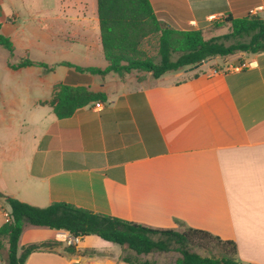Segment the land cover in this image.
Returning <instances> with one entry per match:
<instances>
[{
	"label": "crops",
	"instance_id": "crops-1",
	"mask_svg": "<svg viewBox=\"0 0 264 264\" xmlns=\"http://www.w3.org/2000/svg\"><path fill=\"white\" fill-rule=\"evenodd\" d=\"M150 3L163 25L203 36L230 28L226 17L264 20V0ZM0 33L13 44L11 53L0 45V227L10 213L4 196L38 207L66 202L156 229L204 230L234 242L242 264H264V51L210 57L158 78L83 73L62 62L107 65L96 0H0ZM23 59L33 64L11 67ZM62 82L105 99L58 118L48 102ZM62 234L25 226L18 252L52 245L23 264H132L123 256L159 264L151 252L107 250L111 243L95 235L68 252L56 247ZM7 248L0 238V264Z\"/></svg>",
	"mask_w": 264,
	"mask_h": 264
},
{
	"label": "trees",
	"instance_id": "trees-1",
	"mask_svg": "<svg viewBox=\"0 0 264 264\" xmlns=\"http://www.w3.org/2000/svg\"><path fill=\"white\" fill-rule=\"evenodd\" d=\"M96 1L100 43L107 65L104 68L81 67L62 62L83 73L105 75L112 72L122 76L135 70L151 72L154 78H158L165 73L184 70L210 57L236 52L264 51V20L257 16L226 17L223 22L230 23L229 32L206 39L201 29L178 30L163 25L154 14L150 0ZM244 36H248L249 40L237 39L225 44L229 39ZM151 37H157L158 62L149 56L143 47L144 41ZM0 45L10 53L13 51L12 42L1 33ZM174 54H177L175 59ZM31 64L32 61L23 59L11 67ZM81 79L88 81L89 77ZM104 99L103 93L91 92L85 87H74L62 82L55 86L48 104L58 118H64L91 101ZM4 198L10 207L9 218L0 227V238H4L8 245L4 264H23L31 252L52 245L50 242L33 243L23 246L18 252V239L26 225L47 227L79 237L95 235L104 241L127 247L136 256L168 251L171 245L175 244L180 256L174 264H242L234 257V242L222 240L204 230L191 227L183 231L156 229L95 213L66 202H54L45 207H38L10 196ZM155 235L158 237L154 238ZM201 238L215 241L225 250V254L216 258L190 251L188 247ZM65 250L75 252V246L67 245ZM122 260L132 264H153L139 261L138 258L131 260L127 256H123Z\"/></svg>",
	"mask_w": 264,
	"mask_h": 264
},
{
	"label": "rangeland",
	"instance_id": "rangeland-1",
	"mask_svg": "<svg viewBox=\"0 0 264 264\" xmlns=\"http://www.w3.org/2000/svg\"><path fill=\"white\" fill-rule=\"evenodd\" d=\"M228 28H229V26L226 25V23H224L223 25H221L218 28L215 27V28L210 29L209 31H206L204 36L206 38H208V37H210V35H212V36L223 35V34L228 32ZM237 39H239L240 41H248L249 37L244 36L242 38L229 39V40L225 41V44H230L232 42H235V40H237ZM143 47H144L145 51L148 53V55L151 56L156 62H158L159 56L157 53V37H151V38L147 39L146 41H144ZM185 69H187V68H185ZM202 71H203V69L200 70V72H202ZM30 226H33V225H30ZM44 228H47V227H44ZM66 233H67V235H70L69 232H66ZM157 237H158V235L154 236V238H157ZM57 240H58L57 241L58 245L56 247H59L60 249H61V247L68 245L67 239L66 238L64 239V237L58 238ZM74 245L76 248L78 246V243L75 242ZM111 245L113 247L111 249H107V250L118 251L120 249V245L113 244V243H111ZM175 247H176V245L172 244L171 249H169L168 251H162V252H157V253L151 252V254L149 255V259L150 260H156L159 264H174L175 260L180 256V253L175 249ZM125 248H126V251L123 253L128 255V256L133 257L134 255H133V253H131L133 251L129 250L127 247H125ZM188 248L190 251L196 252L201 256L220 258L221 256H223V254H225V250L222 249L221 246L216 244L215 241H212V240L206 239V238L196 239L195 242H193V244H191Z\"/></svg>",
	"mask_w": 264,
	"mask_h": 264
},
{
	"label": "built area",
	"instance_id": "built-area-1",
	"mask_svg": "<svg viewBox=\"0 0 264 264\" xmlns=\"http://www.w3.org/2000/svg\"><path fill=\"white\" fill-rule=\"evenodd\" d=\"M243 67H245V64H241V65H237V66H235V67H231V69H233V70H241ZM228 69H230V67L229 66H226L224 69H222V68H215L214 70H213V73H217V72H224V71H227ZM101 105H100V103H96L95 104V107L96 108H99ZM8 218H9V216L6 214V221L8 220ZM64 233V239L66 238L67 239V243H68V245H74V243L75 242H77V243H79V240H80V238L81 237H79V236H73V235H67V233L66 232H63ZM59 238V237H58ZM73 243V244H72ZM75 246V245H74Z\"/></svg>",
	"mask_w": 264,
	"mask_h": 264
},
{
	"label": "water",
	"instance_id": "water-1",
	"mask_svg": "<svg viewBox=\"0 0 264 264\" xmlns=\"http://www.w3.org/2000/svg\"><path fill=\"white\" fill-rule=\"evenodd\" d=\"M206 61H207V59L199 62L198 64L190 66L187 69H185V71H193V70L197 69L199 66H201L203 63H205Z\"/></svg>",
	"mask_w": 264,
	"mask_h": 264
},
{
	"label": "bare ground",
	"instance_id": "bare-ground-1",
	"mask_svg": "<svg viewBox=\"0 0 264 264\" xmlns=\"http://www.w3.org/2000/svg\"><path fill=\"white\" fill-rule=\"evenodd\" d=\"M61 237H64V235L62 234Z\"/></svg>",
	"mask_w": 264,
	"mask_h": 264
}]
</instances>
